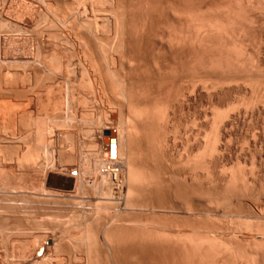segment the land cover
Listing matches in <instances>:
<instances>
[{
	"label": "bare ground",
	"instance_id": "1",
	"mask_svg": "<svg viewBox=\"0 0 264 264\" xmlns=\"http://www.w3.org/2000/svg\"><path fill=\"white\" fill-rule=\"evenodd\" d=\"M243 1L244 2L246 1L245 4L246 3L248 4V5H244V8H245V6H248L247 7L248 9H247V11L244 9L245 11L243 12V15H241V17L239 16L240 17V21H239V19H237L239 17H237V14L234 12V9L231 7L232 5H230L231 0H0V100H1L0 101V128L1 127H3V129L6 128L7 130L5 129V131H7V132H8V130L12 131L14 129L13 133L10 132L9 136H8L9 132L8 133L6 132L7 133V136H6L5 135L6 133L4 132V130H2L6 137H3L2 139H0V264H46V263H49L48 261H50L51 256H53V254L55 253L54 251H55V247L57 244L55 241L56 240V238H55L56 234L49 235L50 237H45L44 240L42 241V243H39V246H36V245L32 246L29 244H28V246H26V245L24 246V244H22L24 247H23V249H21L18 252L19 253V254H17L18 259H16V262H14L13 259H14V256H16L15 250L17 248H13V246H10V244H9L10 242L8 243L6 236H4V230L7 227H10V228L14 227V229H15V227H17V225H15V224H17L20 219L21 220L23 219L22 221H33L34 222V220L36 218L35 213L39 214V212L41 213L42 210L44 211V213L45 212H49V213L51 212L52 213V212H54V209L57 208L54 212V213H56V211L58 210L57 206L64 207V206L68 205V203H69V205H73L72 208H68L69 210H72V212L70 211L71 213H73V215H71V216L74 217V218L72 217L70 221H72V219L73 220L75 219V221H76L74 224L72 223L71 226L74 229L73 231L81 238V240H79V242L81 241L80 242V245H81L80 248L81 249L78 250L79 253L69 252V257L64 259L62 264H184V262L186 264H194L195 262H197L198 264H202L204 261H206L209 258H213V260H214L216 258V256L222 257V258L220 257L222 260V263H223V260H226V259L232 260V261H242L244 258H249L252 261L251 264H260L261 259L263 258V255H264V250H263L264 248L262 247V246H264V243H260L256 240V236L258 233L255 229L251 228L254 223L251 224L252 226L247 225L248 227L253 229V232H255V234H252L250 237L245 239L247 249L245 248L244 253L240 249L238 250L236 243L234 244V243H232L231 240H229V239H231L230 238L231 236H229L228 240H226L227 238L225 237L226 239H224V241L220 240L221 241L220 242L219 240H217L216 237H215L216 239L214 238V235H215L214 233H216V232H214V233L209 232L210 234H208L206 231H203V230H208V229L210 231L213 230V228L211 229V227L209 228L207 226L209 224L208 222L206 225L207 227L205 229H203V230L198 229V231H196V228L194 229V227H192L193 225L191 226V229H189V227L187 226L188 228L186 227L187 229L185 230V228H182V229L181 228L180 229H168V228H166L165 229L167 224H166V226H164L162 228L158 227V226H152L151 224H149L150 220L153 221L154 217H156V218L158 217L156 215L157 213H160L163 211H166L169 214L170 213L176 214V211L178 212V210H184L186 212L187 216L189 214L193 218H197L196 216L201 214L200 213L201 199L202 198L204 199V197H205L206 203L207 204L210 203V200H211L210 197L212 196V194L214 192V187H212V183L217 181L216 174H215L216 173L215 167H216V164L218 162V157H214L212 161L211 160L208 161V164H204L205 165V176L203 174L204 177H201L202 175L200 176V174H199L200 172L198 173L197 162H199L201 160V157H200L201 155L203 157L202 159L204 162V161H206V160H204V157L206 155H208V158H209V156H210V158H212L211 157L212 155H214L218 151L222 150L221 149L222 148L221 143L224 141L222 139L225 138V137H223L225 135L222 131V128L226 126V124H224L225 126L223 125V123H224L223 120L227 121L224 119V118H227V117H225L226 113L228 115L230 111H232L234 108H237L236 105H235V107L232 108L231 106H233V105L231 104V106H230V104H229V108H231V110H229L227 108L228 111L225 110L226 111V112L224 111L225 113H223V111H222L223 116H222V114H220V112H217L216 110L214 111L215 113L217 112V114L213 113L211 118L212 119L214 117L215 118L213 119V121H210V122H212V123H210V125H211V128H213L212 129L213 131L210 130L211 134H207L208 132L206 134H204L206 136L211 135V138H210V136H207L211 139V141H209L207 137L202 138V140L206 139V140H203V141L207 142L206 146H205V144L201 145V142L197 139L198 138L197 135H199V134H197V132L194 130L195 125L193 123H195V122H193V123L189 122L188 125L189 124H193V125H192V127L190 126L191 128H188L189 130L186 132V134H187L186 138L183 137V139L185 138V140L183 141L181 139L184 143L183 144L179 143L181 145L180 147L182 148L183 152L181 151L175 157L176 153H174V151L178 150V148L174 149V148H176L174 146H173L174 148H172V145L170 144L172 142L170 141V139L173 140V138H172L173 136L172 137L170 136L171 138H169L168 133H169V131L170 132L172 131L173 133L176 134V132L178 130L177 129L178 127L175 128L176 126L174 127L173 125H170L171 123H173L172 121L174 120L175 114L177 115L179 113L178 110H180L182 107H184L185 104L188 105L187 103H189V104L191 103V105L194 104L195 101H197V103H198V99H197V97H199L198 93H199V90L202 88V86H199V88L201 87L200 89L198 88V83H200V79H201V76H200L201 65L206 64V65H210L211 67L214 65L215 66L217 65L218 69H221L222 71L224 70L225 72L229 69V67H230V63L228 62L229 55L227 57V54H228V51L230 49L229 48L230 44L228 41H229V39L231 40L233 35H235L234 30L239 29L240 31H243L242 29L244 28V25L247 23L249 24V22H247V21L252 18L251 17V10H253L252 9L253 7H251V6L260 4L258 2L259 0H256L255 3L252 0H243ZM98 2H100V3L103 2V4L106 5L107 9L101 10V8H104L105 6L103 4H100V3L98 4ZM234 3H235V1H234ZM216 4H218L219 6L218 5L216 6ZM220 4H222V5H220ZM236 4H237V1H236ZM238 5H239V2H238ZM98 6H100V7L103 6V7H101L98 10L97 9V8H99ZM214 6L219 7V8H220V6H222L223 9L222 8L216 9L218 11L222 9V11H220V12L217 11L218 14H215L214 13L215 11L213 12L214 14L208 12V10L212 11ZM241 6H243V5H241ZM61 7H63V8H61ZM238 7H240V6H238ZM238 7H237V9H238ZM61 9H64V10H61ZM214 9H215V7H214ZM240 9L241 8H239V10ZM60 10L63 12H65V10H66V13H62ZM239 10H237V11H239ZM67 14H69V15H67ZM66 15L69 16V18H67ZM33 20H35L36 23L34 25H37L38 30H36L37 32L36 31L34 32L33 28H31L29 30H31L32 33L30 32V34H27L26 30L28 28H26V29H24V28L28 24H30V22H32ZM31 25H32V23H31ZM235 26L237 29L235 28ZM29 28H30V26H29ZM103 35H105V36L102 39ZM239 35H241V34H239ZM235 36H234V38H235ZM243 36H244V34H243ZM238 37H236V39H234V38L233 39L234 40L240 39ZM244 38H245V36H244ZM215 39H217V41ZM65 44H67V45L69 44V48H68L69 50L66 49L67 50V56L65 55L66 52L64 53L65 50L63 49V46ZM238 46H237V48H238ZM231 47H232V45H231ZM234 47H236V46H234ZM240 47H242V45H240ZM231 49L235 50L236 48L235 49L231 48ZM60 50L61 51L63 50V51L61 52ZM244 51H246V50H244ZM60 52L63 56H66V57H68V55H70V53H71V56H69L70 59H68L69 58L68 57L66 60H64L65 62L67 60H71V57H72V61H74L73 59L76 57V60H77L76 62L78 63V65L81 64V66L85 65L86 62H89L90 65H91V63H95L94 62L95 58H92V57L94 56V54L96 55L97 52H99V53L101 52V55H102L101 58L102 59L108 58L111 62V64L109 63L110 65L117 63V64H120L119 66H121L122 63L124 62L125 65L128 64V66L130 67V66H132L130 63H134V64L136 63L137 64V65L135 64L136 66H138L139 62L140 63L142 62V64H143V62L147 63V66H148L147 71H149V72H147L144 67L143 68H144L145 72L140 71V73H139V71L138 70L137 71L139 73V76L143 72L142 75L146 76L145 80L149 81L148 83H150V86L147 87V85H146L145 89H147V90H143L145 86L142 88V86L140 85L141 83L140 84L138 83L141 86V87H139V89L143 90V93H144V94H142L140 90H139L140 92H138V89L136 90L137 92H134V94H136V93L140 94L141 93L140 95H144L142 97V96H139L137 94V97L138 96L142 97L140 99L138 98V101L134 100L137 97H135L133 99V97L135 96L133 93H132L133 97L131 98V96H132L131 92H133V90H135L137 88L136 87L137 85L134 86L135 89L133 87H131V89L129 88L130 90H132V88H133V90L130 92L131 96H129L127 94V92L130 90H128L127 87H126L127 89L123 90V87L118 84L119 88H116L117 87L116 82L113 81L114 82L113 84L116 85V87H115V89H117L116 91H118V89L120 90V88H121V91H122V94L124 97L123 99H125V101H126L125 111H126L127 117H126V122L124 124V129H125L124 131L127 132L126 138H128V141H127V139H125V140L128 143L126 142L127 145L125 143V146H126L125 150H122L123 147L121 148V145H122L121 140L122 139H121L120 135H122V134L119 133V132L123 133L122 132L123 130L120 131L115 126H113L115 124L112 125L110 123H106V121L108 119H110L111 116H114L112 114H109V116L110 115L111 116L108 119H107V117L104 116V119H107L106 121H104V119H103L102 123H104V125L101 124L102 119H100V121L98 122L100 124L97 123L98 124V128H97L98 132L96 131L98 133V134L96 133L97 138L95 139V136H94V139H90L92 142H91V144L89 143L87 146L78 145V144L77 145H69V144L67 145L64 143L59 144L58 141H57V143L54 144L53 143L54 141H53L52 143L54 145L52 144L51 146H49L47 148L45 146L44 148H46V149H44V151H41V149L39 148V145H36V144L31 145L35 141L34 140L35 138L33 139L32 142H30L31 144H28V141H30L29 136L33 135L34 132H33V134L28 135L29 139H28L27 143L23 142L24 139L26 141V139H27L26 136H25V138L23 137L24 139L22 138V136L25 135V133L27 135V132H29L30 130L29 131L27 130V132L26 131L24 132V130H23L24 134L22 133V131H21V134L16 133L19 136L18 138L16 137V134L14 132L16 131L17 126L20 128L19 125L23 124L24 120L26 121L25 123H27L26 119L27 118L29 119L31 117L30 114H32L33 111L36 110V112H37V114H34L35 117H36V115L40 116L38 114L40 112L37 111V108L39 107L38 109H40V111H41V108L43 106L41 105L42 107H40L39 103H42V101H40L38 104H37V102L39 100L44 99V98L47 99L46 97H48L47 101H49V99L52 98L49 96L50 95L49 93L53 92L51 90L53 89L54 86H56L57 88L60 86L64 88V86H63L64 84L63 83L60 84L61 79L57 81V83L60 81L58 83V85L60 84V86H57V83L55 82V80H57L58 78H61V74L65 73V72L62 73L61 69H63V70L65 69L66 71L68 70L67 69L68 67L66 68V66H65L66 64L63 63L64 58L59 56ZM239 52H240V50H239ZM99 53H98V55H99ZM229 53H232V52H229ZM101 55H99V56H101ZM240 55H241V53H240ZM73 56H75V57L73 58ZM232 56H235V55H231V57ZM242 56H243V54H242ZM96 57H97V55H96ZM168 57H172L171 58L172 63H170L169 61L167 62L168 59L170 60V58H168ZM233 59H235V58L233 57ZM105 60L106 59H104V61ZM229 61H231V59H229ZM236 61H238V60H236ZM254 62L255 61L253 60V63ZM105 64H107V63H105ZM78 65H77V67H78ZM92 65H94V64H92ZM168 65L171 69L170 71H172L170 73H173V75L171 76L172 78L169 76L170 78L165 77L168 80L165 78H164V80H166V82L168 83V84L166 83L167 85H169V79H171L170 80L171 82L174 80L175 88H172L174 86L172 84H174V83L171 84L172 87L169 85L171 88H169L168 86L167 87L163 86V88L165 89V92L162 94L161 91H163V90H162V87H160V85L163 84V83L161 84V82H163L162 79L164 77V74L167 73L166 69H167ZM233 65H234V63H233ZM67 66L71 67L72 65H69V63H68ZM140 66H143V65L140 64ZM241 66H242V64H241ZM129 67H127V68L130 69ZM83 68H85V67H83ZM111 68H112V66H111ZM135 68L133 66V69H135ZM207 68H208V66H207ZM212 68H215V67H212ZM16 69L21 70L20 72H22L21 73L22 76H25L26 82H24L25 79H20L21 75H19L20 74L19 72H18L19 74L16 72L17 71ZM72 69H70V70H72ZM92 69H95V67H93ZM100 69H96V70L97 71L99 70L100 72H102L103 68H102V70H100ZM119 69H120V67H119ZM137 69H140V67ZM12 70H14V71H12ZM81 70H82V68H81ZM131 70H132V68H131ZM106 71L108 73V70H106ZM113 71L115 72V68ZM126 71H128V73H129V70H126ZM126 71H124V72H126ZM137 71H134V73L136 72V74H138ZM163 71H164V73H163ZM71 72L72 71L68 70V73H65L66 77ZM83 72L84 73H82V74H86L85 69ZM92 72H93V70H92ZM110 72H111V70H110ZM208 72H210V71L208 70ZM72 73H71V75H72ZM107 73H105L106 76H108ZM126 73H125V75H126ZM128 73H127V75H128ZM134 73H132V74L136 76V74H134ZM226 73L219 75V77H223V79H225L227 77ZM74 74H75V72H74ZM82 74H81V76H83ZM96 74H97V72H96ZM98 74L100 75V73H98ZM108 74L111 75L110 73H108ZM113 74H112V76H113ZM132 74L130 76H133ZM64 75H63V77H65ZM99 75H98V78L100 77ZM119 76H120V74H119ZM66 77H65V79L68 78V77L67 78ZM120 77L122 78V76H120ZM125 77H127V76H125ZM136 77H138V76H136ZM206 77H207V75H206ZM22 78H24V77H22ZM79 78H80V75H79ZM107 78L109 79V81L112 82L113 79H110L111 76L107 77ZM229 78H231V77H229ZM104 79H106V78H104ZM104 79H103V81H104ZM125 79H126V84L125 85L122 84L123 86H126V85L129 86V85H131V83H133V81L130 80V84L129 83L127 84V78H125ZM139 79H140V77H139ZM141 79H142V77H141ZM182 79H186V80L188 79V80L183 81ZM207 79H208V77H207ZM68 80H69V78H68ZM97 80L100 81V78ZM128 80H129V78H128ZM202 80L203 79H201V82H202ZM216 80H214V81L216 82ZM63 81H64V79H63ZM152 81L155 82V85H154V83H152ZM218 81H219V79H218ZM53 82H55V84ZM73 82H74V80H73ZM92 82H93V80H92ZM118 82L121 83L119 80H118ZM143 82H144V80H143ZM209 82H211V81H209ZM25 83H27V84H25ZM122 83H124V82L122 81ZM145 83H144V85H145ZM88 84H89V82H88ZM94 84H92V85L95 86L96 84L95 85ZM211 84H213V83H211ZM211 84H210V86H211ZM218 84H219V82H218ZM223 84H221V85H223ZM89 85H91V83ZM107 85H110V84L107 83ZM133 85H135V84H133ZM164 85H165V83H164ZM200 85H202V83H200ZM233 85H235V84H233ZM250 85H252V84H250ZM224 86H226V85L224 84ZM38 88L39 89L42 88V90L44 89L45 91L47 90V94H49V95H46L45 91H43V93L39 92ZM66 88H64L67 91V92H65L66 95H64V91H63V89H61L63 91V93H62L63 97H60V96L59 97H60V99L63 98V102L64 103L66 102V104H67V103H69V101H68V99H69V97H68L69 96L68 85H66ZM92 88H94V87H92ZM211 88H212V86H211ZM252 88H254V87H252ZM72 89H73V87H72ZM101 89H103V88H101ZM250 89H251V87H250ZM92 90H94V89H92ZM92 90L90 91V94L97 95V93L95 94V91H97V90H94V91H92ZM107 90H108V88H107ZM209 90H206V91H209ZM213 90H216V88ZM213 90L211 92H214ZM83 91H85V90H83ZM103 91H104V89H103ZM112 91H113V89H112ZM206 91H205V94L208 93V92L206 93ZM227 91H228V89H227ZM263 91L264 90L262 89V92ZM38 92L40 93V95L42 94L41 96H43V94H45L44 95L45 97L43 96L44 98L42 97L41 99H39L40 95ZM55 92H56V90H55ZM58 92H60V91H58ZM224 92H225V90H224ZM256 92H258V91H256ZM72 93H73V91H72ZM106 93H107V91H106ZM243 93H244V91H243ZM54 94H52V95L54 96ZM58 94H60V93H58ZM82 94H83V92H82ZM56 95H57V93H56ZM92 95H90V96H92ZM107 95H108V93L105 94V97L107 98L109 96L108 98H110V95H108V96ZM120 95L121 94L116 95V97H119ZM79 96H81V95H79ZM79 96H77L79 98L78 100H80ZM120 97H119V100H120ZM209 97H211V96L209 95ZM70 99H74V98L72 97ZM75 99H77L76 96H75ZM83 99H81V101H77V103L78 102L83 103L82 106L84 104L87 105L86 103H84V101H86V100H83ZM257 99H258V97H257ZM53 100H54V98H53ZM82 100H83V102H82ZM133 100L135 102L137 101L136 102L137 105L134 104L135 102ZM216 100L218 101V99H216ZM231 100H229V101H231ZM259 100H258V103H259ZM43 101H45V100H43ZM61 101L59 100V103H61ZM108 101H109V99H108ZM115 101L118 102L117 99ZM132 101L134 103H131ZM225 101H226V99H225ZM232 101H234V100H232ZM56 102H58L57 99H56ZM72 102H73V100L71 101V103ZM89 102H90V100H89ZM96 102H97V98H96ZM99 102H101V101H99ZM235 102H236V100H235ZM239 102H240V100H239ZM252 102L254 103L253 100H252ZM64 103H63V105L65 106ZM71 103L69 105L67 104V106H70ZM74 103H75V101H74ZM94 103H95V101H94ZM98 103L96 105H98ZM243 103H244V101H243ZM34 104L35 105L37 104L39 106H37V105L35 106ZM49 104L50 103L45 104L46 105L45 106L43 103L44 108L45 107L47 108V105H49ZM55 104L52 103V105H54V106H55ZM91 104L93 106V103H91ZM121 104H123V103H121ZM124 104H125V102H124ZM88 105H90V104H88ZM211 105H212V102H211ZM251 105L253 106L254 104L251 103ZM251 105H249V106H251ZM72 106L74 107V104ZM72 106H70V107H72ZM75 106H76V103H75ZM92 106H91V108H92ZM117 106H118V104H117ZM119 106H120V104H119ZM239 106H240V104H239ZM241 106H242V104H241ZM243 106L245 107V105H243ZM48 107H50V106H48ZM56 107H57V104H56ZM56 107H54V108L57 110L58 108H56ZM61 107H62V104L59 108H61ZM80 107H81V105H80ZM114 107H115V105H114ZM246 107L248 108V106H246ZM102 108H104V107L102 106ZM209 108H211V107H209ZM239 108H241V107H238L237 110ZM247 108H246V110H248ZM67 109L70 110L71 108H67ZM85 109H86V106H85ZM88 109H89V106H88ZM122 109H120V111ZM72 110H74V109H72ZM72 110H70V111L74 112ZM90 110H93V109H90ZM103 110L104 109H102L99 113L100 118H101L100 115L103 114V112H104ZM213 110H212V112H213ZM59 111H60V109H59ZM177 111H178V113H176ZM233 111H232L233 116H235L234 115L235 113ZM49 112H51V110ZM43 113H44V111H43ZM61 113H62V111H61ZM82 113H84V112H82ZM194 113H196V112H194ZM179 114L181 117V112ZM219 114L223 117V119H221L222 121H220V118H222V117ZM224 114H225V116H224ZM237 114H238V112H237ZM258 114H259V112H258ZM71 115H75V114H70V116ZM83 115L81 116L82 118H83ZM85 115H86V113H85ZM85 115H84V117H86ZM118 115H121V114H118ZM192 115H191V117H192L191 121H193ZM118 117H120V116H118ZM180 117H178V118H180ZM183 117H185V116H183ZM189 117H190V115H189ZM242 117H244V116H242ZM36 118H38V117H36ZM42 118L43 117H41L40 119H42ZM45 118H46V116H45ZM102 118H103V116H102ZM122 118L123 117H121V119ZM40 119H39V121H36L33 118V120H35L34 124H35V122H40ZM73 119H74V116H73ZM73 119H70V121L72 122ZM121 119H119V121ZM185 119H187V118H185ZM253 119H254V117H253ZM30 120H32V119H30ZM30 120H28V123L30 122ZM65 120H67V119H65ZM195 120H198V119H195ZM216 120H219L218 124H220V125H217V123H216L215 126L217 125V127L214 128L213 124H214V122H216ZM67 121H69V120H67ZM177 121L179 122L178 124L181 123L179 121V119ZM202 121H204V120H202ZM228 121H229V119H228ZM47 122L49 123V121H47ZM51 122H53V121H51ZM57 122H58V120H57ZM238 122H240V121H238ZM31 123L33 124V121ZM45 123H46V121H45ZM82 123H84V122H82ZM119 123H117V124H119ZM232 124H233V122H232ZM57 125H59V123ZM186 125H187V123H186ZM210 125H209V127H210ZM23 126H26V125H23ZM38 126H40V124H38ZM38 126H37V129L35 128L36 130H38ZM69 126H70V124H69ZM82 126H84V125H82ZM82 126H80V127H82ZM182 126H185V123H184V125L180 124L179 127H181L180 129H184V130L187 129L185 127L182 128ZM28 127H30V126H28ZM117 127H119V125ZM31 128H33V127H31ZM121 128H123L122 125H121ZM20 129H23V127ZM36 130H35V133L37 134ZM88 131H90V130H88ZM0 132H1V130H0ZM60 133H61V130H60ZM84 133H86V131ZM84 133H82V134H84ZM19 134L22 136L20 137ZM43 134H41V135H43ZM179 134H180V132H179ZM182 134L183 133H181L180 138H182ZM169 135H171V133H169ZM177 135H178V132H177ZM204 135H203V137H204ZM51 136H53V135L51 134ZM86 136H87V134H86ZM66 138H67V136H66ZM200 138L201 137H199V139ZM16 139L18 141H16ZM96 140L101 141V144L103 145V149L105 152H107V154L103 153L102 147L99 146L100 145L99 143H98V147H96L97 143H93ZM111 140H113L114 143H111L110 142ZM175 140H177V139H174V142H175ZM221 140H222V142H221ZM63 141L64 140H62L61 142H63ZM65 141H68V140L66 139ZM83 141L85 142V140H83ZM198 141L200 143H198ZM177 142L178 141H176L175 143L177 144ZM179 142H180V140H179ZM203 143H205V142H203ZM44 145H46V144H44ZM203 145H204V147H203ZM200 147H202V149ZM199 149L202 150V151H200L201 152L200 154L198 153ZM226 149H228V148H226ZM227 152H228V150H227ZM218 154H216V156ZM198 158H200L199 161H197ZM205 158L208 159L207 157H205ZM251 162H253V161H251ZM56 164H63L64 166L63 165L60 166L61 169H59L58 167H56ZM69 165L73 166V168H75L74 171L70 169L73 174L71 173V171L66 170L67 168H64V167H68ZM238 165H239V163H238ZM55 167L58 169L56 170ZM174 167H178V170H177L175 175L173 173ZM76 168L77 169L80 168L81 169L80 172L83 170L82 174L81 175L79 174L80 176H75L76 174H74V172H75V170H77ZM199 168H200V166H199ZM232 169L234 170V168H232ZM250 170H251V168H250ZM223 171H224V173H226L225 171H227V170L223 169ZM236 171L238 173V170H236ZM77 172H78V170H77ZM230 172L232 173V171H230ZM242 174H240V175L242 176ZM222 175H224V174H222ZM164 176H167V179ZM233 179H235V178H233L232 176H229L228 179H222L220 181L221 185L223 184L222 186L224 188L223 189L224 192L229 193V191L232 188L239 190L238 187L235 188L234 183L236 181H234ZM239 179L241 180V178H239ZM245 179H244V181H245ZM210 186H211V188H210ZM245 187H247V186H245ZM245 187L243 184L240 187V189H242V191H243V189L246 190ZM221 189H222V187H221ZM17 191L19 192V194ZM227 194H224V195H227ZM16 196L20 197V199L24 203L32 204V205L34 204L37 206H35L34 208H31V207H28L25 205H24L25 207H21L18 204L20 207H18V206L16 207V203L19 202L18 197H16ZM205 201H204V203H205ZM224 202L226 203L225 200H224ZM106 203H108L109 205L111 204V206H112V212H111V214L109 213L110 215H107V216H105L101 212L102 209H99V208H101L100 206L105 205ZM217 204H219V203L217 202ZM32 205H29V206H32ZM91 205H94V208H91ZM105 206H103V208H105ZM230 206H233V205H230ZM242 206H243V204H242ZM54 207H56V208H54ZM60 207H59V210L61 211L62 209H60ZM64 208H66V207H64ZM109 208H110V206H109ZM68 209L63 210L64 213H66ZM106 209L107 208H105V211H106ZM108 210L109 209H107V211ZM37 211H39V212H37ZM60 211H58V212L60 213ZM256 211H257V209H256ZM58 212H57V214H58ZM166 212H165V214H166ZM61 213H63V212L61 211ZM181 213H182V211H181ZM160 214H162V213H160ZM183 214H185V213H183ZM67 217H66V219H69V217L68 218ZM39 219H40V217H39ZM47 219L57 221L58 217L54 215V216H51L50 218L47 217ZM181 219H183V218H181ZM221 219H222V217H221ZM243 220L241 219V221H243ZM251 220H250V222H251ZM263 220H261V221H263ZM160 221H164V220H160ZM205 221H206V219H205ZM193 222H195V224L198 223V221L197 222L193 221ZM247 222L248 221H246V223ZM259 222H260V220H259ZM59 223H61V221H59ZM168 223H170V222H168ZM33 224H36V223H33ZM52 224H51V226H53ZM256 224H257V222H256ZM26 225H27V223L24 226H26ZM65 225H67V222ZM240 225H241V223H240ZM58 226H60V225H58ZM243 226L245 228H247L246 225H243ZM27 227H29V226L27 225ZM47 227L48 226H45V228H47ZM55 227H57V226H55ZM62 227H64V225ZM62 227H61V229H62ZM212 227H214V226H212ZM49 228H51V227H49ZM200 228H201V226H200ZM214 228L216 229V226ZM256 228H257V226H256ZM215 229H214V231H215ZM227 229L229 230V228H227ZM248 229L249 228H247V230ZM65 230L69 231V229H65ZM247 230H246V232H247ZM30 231H29V233H31ZM54 231H55V229H54ZM216 231H219V228L216 229ZM56 232H57V229H56ZM249 232L252 233L251 230H248V234H251ZM66 233H68V232H66ZM261 233L259 235H261V238L264 239V237L262 236L263 233L262 234ZM44 234H45V232H44ZM49 234H51V233H49ZM60 234H61V232H60ZM60 234H58V235H60ZM10 235H12V234H10ZM17 235H20V234H17ZM27 235H28V233H27ZM75 235L73 237H77ZM244 235H246V234H244ZM21 236H23V235H21ZM24 236L26 237V235H24ZM39 236H42V235H39ZM31 237H33V235ZM14 238L15 237H13L12 240ZM60 238H61V236H60ZM63 238H62V240H63ZM19 239L20 238H18V240ZM32 240H33V238H32ZM32 240L30 239L28 241H32ZM241 240H243V239H241ZM15 241L16 240H14V242ZM74 241H77L76 238ZM234 241H235V238H234ZM241 242L244 243V240L240 241V239H239L238 240V243H239L238 246H240ZM15 245H17V244H15ZM71 249H72V247H71ZM60 259H61V257H60ZM208 262H207V264H208ZM211 262H214V261L211 260ZM246 263H247V261H246Z\"/></svg>",
	"mask_w": 264,
	"mask_h": 264
},
{
	"label": "rangeland",
	"instance_id": "2",
	"mask_svg": "<svg viewBox=\"0 0 264 264\" xmlns=\"http://www.w3.org/2000/svg\"><path fill=\"white\" fill-rule=\"evenodd\" d=\"M234 1H235V3H234ZM236 1H237V4H236ZM252 1H254V3L256 2V0H252ZM238 2H239V5H238ZM246 2V1H245ZM245 2L242 0H231V4L230 5H232L231 7L234 9V12L237 14V17H241V15H243V12L246 10L247 11V7L248 6H245V8H244V5H248L247 3L245 4ZM260 4L259 5H254V6H251V7H253L252 9L253 10H251V19L250 20H248L247 22H249V24L247 23V24H245L244 25V28L242 29L243 31H240L239 29H237L236 28V26H235V28L237 29V30H234V33H235V35H233V37L231 38V40L229 39V44H230V49L231 48H236L235 50H233V49H229V51H228V54H227V57H228V55H229V57H228V62L230 63V67H229V69L225 72L224 70L222 71L221 69H218V66L216 65H214V66H212V67H215V68H212L210 65H206V64H202L201 65V71H200V76H201V79H203L202 80V82H201V79H200V83H202V85H200V83H198V88H199V86H202V88L199 90V93H198V95H199V97H197V99H198V103H197V101H195V105L194 104H192L191 105V103L189 104V103H187L188 105H184V107H182L180 110H178L179 111V113L181 112V117H180V114L178 113V111L176 112V113H178L177 115L175 114V117H174V120L172 121L173 123H171L170 125H173L175 128H177L178 130H177V132H178V135H177V132H176V134L175 133H173L172 131L170 132L169 131V133H171V135H169V133H168V136H169V138H171L172 136V138H173V140L172 139H170V141L173 143L174 142V139H177V140H175V142L176 141H178L177 142V144L174 142L173 144L172 143H170L171 145H172V148H174V147H176V148H174V149H177L178 148V150H175L174 151V153H176L175 154V157L177 156V154L178 153H180L181 151H182V148L180 147L181 145L179 144V143H181V144H183L184 142V140H185V138H186V132L189 130L188 128H191L192 127V125L194 124L195 125V127H194V130L197 132V134H199V135H197L198 136V140L201 142V145L202 144H205V146H206V144H207V142L206 141H203V140H206V139H203L202 140V138H206L207 136H210V138H211V135H204V134H206L207 132V134H211L210 133V130H212L213 128H211V125H210V123H212V122H210V121H213V119L215 118H211L212 117V114L213 113H215L214 111L216 110L217 112H220V114H222V116H223V113H225L226 111L225 110H227L228 111V109L229 110H231V108H229V104H230V106H231V104L233 105V106H231L232 108L233 107H235V105H236V107L238 108V107H241V108H239L238 110H237V108H234L232 111L235 113L234 115L235 116H233V113H232V111H230L229 112V116L227 115V113H226V116H225V114H224V116L225 117H227L228 119H229V121H228V119L227 118H224L225 120H227V121H224L223 120V125L224 124H226V126L225 127H223L222 128V131H223V133H224V135L225 136H223V137H225L224 139H222V140H224L223 142H222V140H221V146H222V150H220V151H218L216 154H218L217 156H216V154H214V155H212L211 157L212 158H210V156H209V158H208V155H206L205 157H207L208 159H206L205 157H204V160H206V161H204L203 162V157H202V155L200 156L201 157V160H200V158H198V160L197 161H199V162H197V166H198V173L200 174V176L201 177H204L205 176V165L204 164H208V161L209 160H213V158L214 157H218V162H217V164H216V167H215V174H216V179H217V181L216 182H214V183H212V187H214V192H213V194H212V196L210 197L211 198V200H210V203H206V198L204 197V199L202 198L201 199V205H200V213L201 214H199L198 216H196L197 218H193L192 216H190L189 214H188V216H187V214H186V212L184 211V210H178V212L176 211V214L175 213H167L166 211H163V212H160V213H162V214H160V213H157L156 215L158 216L157 218L156 217H154L153 218V221L152 220H150L149 221V224H151L152 226H158V227H164V226H166V224H167V226L165 227V229L166 228H168V229H182V228H185V230L189 227V229H191V226L192 227H194V229L196 228V231H198V229L200 230H203V229H205L207 226L210 228L211 227V229L213 228V230L212 231H210L209 229L208 230H203V231H206L208 234H210V233H214V232H216V233H214L215 235H214V238L216 237L217 238V240H223L224 241V239H226V240H228V238H229V236H231L230 238L231 239H229V240H231L232 241V243H236L237 244V248H238V250L240 249L241 251H243V253H244V250H245V248L247 249V247H246V240L245 239H247L248 237H250L252 234H255V232H253V229H255L256 231H257V236H256V240L258 241V242H260V243H264V239L263 238H261V235H259L261 232L263 233V237H264V91L262 92V89L264 90V1L263 0H259L258 1ZM100 2H98V4H99ZM234 3V4H233ZM241 3V4H240ZM100 4H103V2L102 3H100ZM236 4V5H235ZM104 5V4H103ZM218 4H216V6H217ZM220 5H222V4H220ZM240 6V7H238V6ZM241 5H243V6H241ZM105 7L104 8H101V7H103V6H98L99 8H97L98 10L101 8V10L103 9V10H105V9H107L106 8V5H104ZM216 6H214L215 7V9H214V7H213V9H212V11L211 10H208V12H210V13H213L214 11V13L215 14H218V12H220V11H222V6H220V8H222L221 10H216V9H218L219 7H216ZM219 6V5H218ZM259 6V7H258ZM65 7V6H64ZM97 7V6H96ZM237 7H238V9H237ZM255 7V8H254ZM61 8H63V7H61ZM219 8V9H220ZM239 8H241L240 10H239ZM250 8V7H249ZM239 10V11H237V10ZM245 9V10H244ZM257 11H256V10ZM61 10H64V9H61ZM60 10V11H61ZM261 10V11H260ZM19 11V10H18ZM218 11V12H217ZM237 11V12H236ZM241 11V12H240ZM253 11V12H252ZM260 11V12H259ZM62 13H66V10H65V12H63V11H61ZM239 12V13H238ZM213 13V14H214ZM239 14V15H238ZM67 15H69V14H67ZM66 15V16H67ZM65 16V17H66ZM240 17L239 18H237V19H239V21H240ZM67 18H69V16H67ZM251 22V23H250ZM31 23H32V25H31ZM36 22H35V20H33L32 22H30V24H28L24 29H26V28H28L26 31V33L27 34H30V32L32 33V31L31 30H29V29H31V28H33V31L35 32L36 30H38L37 28V25H34ZM248 25V26H247ZM262 25V26H261ZM29 26H30V28H29ZM253 26V27H252ZM255 26V27H254ZM5 31V30H4ZM29 32V33H28ZM37 32V31H36ZM233 33V34H234ZM239 34H241V35H239ZM243 34H244V36H245V38H244V36H243ZM263 34V35H262ZM104 36L105 35H103L102 36V39L104 38ZM234 36H235V38H234ZM239 36V37H238ZM236 37H238V38H240V39H238V40H234V39H236ZM251 37V38H250ZM234 38V39H233ZM216 41H217V39H215ZM241 40V41H240ZM261 40V41H260ZM233 42V43H232ZM260 42V43H259ZM240 43V44H239ZM252 43V44H251ZM247 44V45H246ZM231 45H232V47H231ZM239 45V46H238ZM240 45H242V47H240ZM249 45V46H248ZM252 45V46H251ZM234 46H236V47H234ZM237 46H238V48H237ZM244 47V48H243ZM262 47V48H261ZM62 48V47H61ZM69 48V44L67 45V44H65L64 46H63V49L65 50L64 51V53H65V55L67 56V50H69L68 49ZM240 48V49H239ZM246 48V49H245ZM67 49V50H66ZM233 50V51H232ZM239 50H240V52H239ZM244 50H246V51H244ZM61 51V50H60ZM63 51V50H62ZM61 51V52H62ZM236 51V52H235ZM258 51V52H257ZM61 52H60V55L59 56H61L62 58H64L63 59V61L64 60H66L69 56H71V53H70V55H68V57H66V56H63L62 54H61ZM229 52H232V53H229ZM262 52V53H261ZM63 53V54H64ZM98 53L99 52H97V57H96V55L94 54V56L92 57V58H95V60H94V62L96 63H91V65L92 64H94V65H92L93 67H95V69H92L93 67L90 65V63L89 62H86L85 63V65H83V66H81V64L80 65H78V63L76 62L77 60H76V57L75 56H73V60L74 61H72V57H71V60H67L66 62L64 61L63 63L64 64H66L65 66H66V68L69 70V71H72L71 73H72V75H71V73L70 74H68L67 75V77L69 78V80H68V78L66 77V74L65 73H68V70L66 71L65 69V71L63 70V69H61V72L62 73H64V74H61V78H58L57 80H55V82L57 83V81L58 80H60L61 81V83L60 84H64L63 86H64V88H66V85H68V87H69V99H68V101H69V103H67L68 105L71 103V101L73 100V102L71 103V105L70 106H72L73 104H74V107L72 108V107H70V106H67V104H66V102L64 103L63 102V98H61L60 99V97H63L62 95V93H63V91H64V95H66L65 94V92H67L66 91V89H64L63 87H61L60 86V84L58 85V83L60 82H58L57 83V86H60V87H56V86H52L53 87V89L51 90V91H53V92H51V93H49V94H47V90L45 91L44 89L42 90V88L41 89H39L38 88V90H39V92H41V93H43V91H45L46 93V95H49L50 97H52V98H50L49 99V101H47V99H48V97H46L47 99H45L44 97V95L45 94H43V96H41L40 95V93H39V95H40V97H39V99H41L42 97L44 98V99H42V100H39L38 102H37V104L40 102V101H42V103H39L40 104V107H42L41 108V111H40V109H38L37 108V111H39L40 113H38L40 116H38V115H36V117H38L39 119L41 118V117H43L42 119H40V122H35V124H34V121L36 120V121H39V119L38 118H36L35 117V115L34 114H37V112H36V108L34 109L35 111H33L32 112V114H30L31 115V117L28 119H26L27 120V123H28V120H30V119H32V120H30V122L27 124V123H25L26 121L24 120L23 121V124H21V125H19L20 126V128H22L23 127V129H20L18 126H17V129H16V131L14 132L15 134L16 133H20L21 134V131H22V133H23V130H24V132L26 131L27 132V130L29 131V132H27V135H26V133H25V135H20V137L22 136V138L24 137L25 138V136H26V141H25V139L23 140V142H26L27 143V141H28V135H31V134H33V132H34V136L33 135H31V136H29L30 137V141H28V144H31L30 142H32L33 141V139L35 140L31 145H39V148L41 149V151H44V149H46L47 147H49V146H51L53 143L55 144V143H57V141H58V143L59 144H61V143H64V144H69V145H84V146H87L89 143L91 144V140L90 139H94V136H95V139L97 138V135H96V133L98 132L97 131V128H98V124H100V123H98L99 121H100V119H102V121H101V124H103L104 125V123H102L103 122V119H104V116L105 117H107V119L111 116H109V114H112V115H114V116H111L110 117V119H104V121H106V123H110V124H115V125H113V126H115L117 129H119L120 131H122L123 133H121V132H119L120 134H122V135H120V137H121V148H122V150H125V143L128 141V138H126V133L127 132H125L124 130V124H125V122H126V111H125V106H126V101H125V99H123L124 97H123V94H122V91H121V88H120V90L118 89V91L120 92H118V91H116L117 89H115V87H116V85H117V87L116 88H119V86H118V84L120 85V86H122L123 87V90H125V89H127L128 88V90H130L131 89V87H133L134 89H135V87L134 86H136L137 88L135 89V90H133V88H132V90H133V92H131L132 90H130V91H128L127 92V94L129 95V96H131V98L133 97V94H134V92H137L136 90L138 89V92H140L141 91V93L142 94H144L143 93V90H147V89H145L146 88V85H147V87L148 86H150V83H148L149 81L148 80H145V75H142L143 74V72H145V70H144V68L146 69V71H147V69H148V66H147V63H145V62H143V64H142V62L140 63L139 62V64H138V66H136L134 63H130L132 66H128V64H124V62L122 63V65L121 66H119L120 64H113V65H110L111 64V62H110V60L108 59V58H104V59H106L105 61H104V59H102L101 57H102V55H101V52L99 53V55H101V56H99L98 55ZM240 53H241V55H240ZM59 54V53H58ZM69 54V53H68ZM242 54H243V56H242ZM248 54V55H247ZM231 55H235V56H232L231 57ZM257 55V56H256ZM259 55V56H258ZM104 56V55H103ZM247 56V57H246ZM66 57V58H65ZM233 57L235 58V59H233ZM243 57V58H242ZM250 59H249V58ZM263 57V58H262ZM168 58H170V60H171V58L172 57H168ZM68 59H70V57L68 58ZM102 62H100L99 60ZM229 59H231V61H229ZM233 59V60H232ZM244 61H243V60ZM250 61H249V60ZM258 59V60H257ZM169 59L167 60V62L169 61L170 63H172V60L170 61ZM236 60H238V61H236ZM253 60L255 61L254 63H253ZM72 61V62H71ZM261 61V62H260ZM71 62V63H70ZM74 62V63H73ZM77 64H76V63ZM98 62V63H97ZM246 62V63H245ZM251 62V63H250ZM258 62V63H257ZM69 63V65H72L71 67L70 66H67V64ZM105 63H107V64H105ZM110 63V64H109ZM169 63V64H170ZM233 63H234V65H233ZM236 63V64H235ZM240 63V64H239ZM245 63V64H244ZM248 63V64H247ZM75 64V65H74ZM99 64V65H98ZM109 64V65H108ZM134 64V65H133ZM140 64L141 65H143V66H140ZM241 64H242V66H241ZM257 64V65H256ZM77 65H78V67H77ZM87 65V66H86ZM104 67H103V66ZM106 65V66H105ZM124 65V66H123ZM244 65V66H243ZM64 66V67H65ZM81 66V67H80ZM111 66H112V68H111ZM133 66H134V68L135 69H133ZM203 66V67H202ZM207 66H208V68H207ZM233 66V67H232ZM256 68H255V67ZM80 67V68H79ZM83 67H85V68H83ZM97 67V68H96ZM101 69H100V68ZM106 67V68H105ZM115 68V72L113 71L114 70V68ZM119 67H120V69H119ZM127 67H129L130 69H128ZM140 67V69H137V68H139ZM144 67V68H143ZM247 67V68H246ZM260 67V68H259ZM63 68V67H62ZM74 70H73V69ZM81 68H82V70H81ZM102 68H103V70H102ZM105 68V69H104ZM111 68V69H110ZM131 68H132V70H131ZM235 68V69H234ZM70 69H72V70H70ZM79 69V70H78ZM84 69L86 70V74H82V73H84L83 71H84ZM93 70V72H92V70ZM96 69H100V70H102V72H100L99 70L97 71ZM113 69V70H112ZM122 69V70H121ZM239 69V70H238ZM253 69V70H252ZM17 70V71H16ZM15 71L19 74V75H21V77H20V79H25V81L24 82H26V78H25V76H22V72H20L21 70L20 69H16ZM96 70V71H95ZM106 70H108V73H110L111 75H109L108 73H107V71ZM110 70H111V72H110ZM126 70H129V73H128V71H126ZM131 70V71H130ZM139 71V73H140V71H143L142 72V74H140V76H139V73H138V71ZM171 69H170V67H169V65H168V67H167V69H166V71H167V73L166 74H164V77H163V82H161V84L162 85H160V87H162V90L163 91H161L162 92V94L165 92V89L163 88V86H165V87H169V88H171L172 87V85H174L172 88H175V82H174V80L171 82L170 80L171 79H169V85L171 86H169V85H167L168 83L166 82V80H164V78L165 77H171L172 75H173V73H170V72H172V71H170ZM205 70V71H204ZM208 70L210 71V72H208ZM247 70V71H246ZM12 71H14V70H12ZM95 71V72H94ZM106 71V72H105ZM124 71H126L127 73H128V75H127V73L126 72H124ZM134 71H137V73L138 74H136V72L134 73ZM165 71V72H166ZM217 71V72H216ZM232 73H231V72ZM242 71V72H241ZM245 71V72H244ZM257 71V72H256ZM74 72H75V74H74ZM96 72H97V74H96ZM104 72V73H103ZM124 72V73H123ZM147 72H149V71H147ZM230 72V73H229ZM98 73H100V75L98 74ZM102 73V74H101ZM105 73H107V75L108 76H106V74ZM114 73V74H113ZM125 73H126V75H125ZM132 73H134V74H136V76H138V77H136L135 75H133ZM163 73H164V71H163ZM207 73V74H206ZM223 73H226V75H227V77L225 78V79H223V77H219V75H221V74H223ZM235 73V74H234ZM238 73V74H237ZM75 76H74V75ZM81 74L83 75V76H81ZM105 74V75H104ZM112 74H113V76H112ZM116 74V75H115ZM119 74H120V76H122V78L119 76ZM124 76H123V75ZM133 75V76H130V75ZM170 74V75H169ZM232 76H231V75ZM249 74V75H248ZM63 75L67 78V79H65V77H63ZM79 75H80V78H79ZM85 75V76H84ZM92 75V76H91ZM98 75L100 76L99 78H100V81L99 80H97V79H99L98 78ZM142 75V76H141ZM166 75V76H165ZM168 75V76H167ZM206 75H207V77H208V79H207V77H206ZM215 75V76H214ZM242 75V76H241ZM244 75V76H243ZM259 75V76H258ZM74 76V77H73ZM89 76V77H88ZM105 76V77H104ZM111 76V78L110 79H113L112 80V82L111 81H109V79L107 78V77H110ZM125 76H127V77H125ZM252 76V77H251ZM22 77H24V78H22ZM73 79H72V78ZM103 77V78H102ZM115 77V78H114ZM124 77V78H123ZM132 79H131V78ZM139 77H140V79H139ZM141 77H142V79H141ZM169 77V78H170ZM206 77V78H205ZM229 77H231V78H229ZM249 79H248V78ZM251 77V78H250ZM64 79V81H63V79ZM87 78V79H86ZM95 78V79H94ZM104 78H106V79H104ZM125 78H127V84L129 83L130 84V80H132L133 81V83H131V85H129V86H123L122 84H126V79ZM128 78H129V80H128ZM144 78V79H143ZM167 78H165V79H167ZM172 78V77H171ZM19 79V80H20ZM89 79V80H88ZM103 79H104V81H103ZM123 79V80H122ZM138 79V80H137ZM212 79V80H211ZM217 79V80H216ZM218 79H219V81H218ZM227 79V80H226ZM259 79V80H258ZM67 80V81H66ZM73 80H74V82H73ZM86 80V81H85ZM91 80V81H90ZM92 80H93V82H92ZM118 80L121 82V83H119L118 82ZM124 82V83H122V81ZM125 80V81H124ZM137 82H136V81ZM143 80H144V82H143ZM168 80V79H167ZM183 81L185 80V81H187L186 79H182ZM211 81V82H209V81ZM214 80H216V82L214 81ZM224 80V81H223ZM233 82H231V81ZM252 80V81H251ZM261 80V81H260ZM22 81V80H21ZM69 81V82H68ZM72 81V82H71ZM79 81V82H78ZM83 81V82H82ZM89 82V84L91 83V85H89L88 84V82ZM107 81V82H106ZM116 82V85L115 84H113L114 82ZM131 81V82H132ZM165 81V82H164ZM228 81V82H227ZM23 82V81H22ZM55 82H53L54 84H55ZM76 82V83H75ZM82 82V83H81ZM86 82V83H85ZM99 82V83H98ZM101 82V83H100ZM136 82V83H135ZM143 82V83H142ZM147 84H146V83ZM218 82H219V84H218ZM96 85H95V84ZM103 83V84H102ZM106 83V84H105ZM107 83L108 84H110V85H107ZM142 86V88L144 87V89L143 90H141V89H139V87H141L139 84ZM144 83H145V85H144ZM152 83H154V85H155V82H153L152 81ZM164 83H165V85H164ZM167 83V84H166ZM172 83H174V84H172ZM211 83H213V84H211V86H212V88H211V86H210V84ZM216 85H215V84ZM226 85V86H224V84ZM230 83V84H229ZM238 83V84H237ZM244 83V84H243ZM254 83V84H253ZM25 84H27V83H25ZM53 84V85H54ZM74 84V85H73ZM92 84H94L95 86H93ZM133 84H135V85H133ZM172 84V85H171ZM204 84V85H203ZM209 84V85H208ZM221 84H223V85H221ZM229 84V85H228ZM233 84H235V85H233ZM237 84V85H236ZM246 84V85H245ZM249 84V85H248ZM250 84H252V85H250ZM90 87H89V86ZM105 85V86H104ZM107 85V86H106ZM113 85V86H112ZM133 85V86H132ZM153 85V86H154ZM206 85V86H205ZM240 85V86H239ZM245 85V86H244ZM256 85V86H255ZM76 86V87H75ZM85 88H84V87ZM87 86V87H86ZM101 86V87H100ZM210 86V87H209ZM218 86V87H217ZM258 86V87H257ZM51 87V88H52ZM72 87H73V89H72ZM81 87V88H80ZM92 87H94V88H92ZM108 88V90H107V88ZM113 87V88H112ZM125 87V88H124ZM127 87V88H126ZM214 87V88H213ZM234 87V88H233ZM249 87V88H248ZM250 87H251V89H250ZM252 87H254V88H252ZM260 87V88H259ZM58 90H57V89ZM71 88V89H70ZM84 88V89H83ZM89 90H87V89ZM91 88V89H90ZM96 88V89H95ZM100 88V89H99ZM101 88H103L104 89V91H103V89H101ZM130 88V89H129ZM206 88V89H205ZM216 88V90H213V89H215ZM219 88V89H218ZM231 88V89H230ZM238 88V89H237ZM241 88V89H240ZM60 89V90H59ZM61 89H63V91L61 90ZM92 89H94V90H97V91H95V94L97 93V95H92V94H90V91L92 90ZM112 89H113V91H112ZM205 89V90H204ZM210 89V90H209ZM225 90V92H224V90ZM227 89H228V91H227ZM245 89V90H244ZM250 89V90H249ZM42 90V91H41ZM55 90H56V92H55ZM68 90V89H67ZM73 91V93H72V91ZM83 90H85V91H83ZM94 90H92V91H94ZM99 90V91H98ZM101 90V91H100ZM140 90V91H139ZM203 90V91H202ZM206 90H209V91H206ZM216 91L215 93L214 92H211V91ZM221 90V91H220ZM249 90V91H248ZM58 91H60V92H58ZM106 91H107V93H108V95H110V98H106L105 97V94H107L106 93ZM110 91V92H109ZM202 91V92H201ZM205 91H206V93L207 94H205ZM238 91V92H237ZM243 91H244V93H243ZM252 91V92H251ZM256 91H258V92H256ZM49 92V91H48ZM82 92H83V94H82ZM89 92V93H88ZM112 92V93H111ZM130 92H131V95H130ZM145 92V91H144ZM221 92V93H220ZM248 92V93H247ZM262 92V93H261ZM55 93V94H54ZM56 93H57V95H56ZM58 93H60V94H58ZM88 93V94H87ZM105 93V94H104ZM133 93V94H132ZM140 93V94H141ZM218 93V94H217ZM240 93V94H239ZM243 93V94H242ZM253 95H252V94ZM256 93V94H255ZM259 93V94H258ZM52 94H54V96L52 95ZM73 94V95H72ZM78 94V95H77ZM85 94V95H84ZM119 94H121L120 96L122 97H120V100H119V97H116V95H119ZM137 94L138 93H136V94H134L135 96L133 97V99L135 98V97H137ZM140 94H138L139 96H144V95H140ZM211 96V97H209V95ZM229 94V95H228ZM231 94V95H230ZM234 94V95H233ZM245 94V95H244ZM251 94V95H250ZM263 96H262V95ZM52 95V96H51ZM79 95H81V96H79ZM88 95V96H87ZM90 95H92V96H90ZM103 95V96H102ZM209 98H207L206 96ZM217 95V96H216ZM228 95V96H227ZM233 95V96H232ZM242 95V96H241ZM250 95V96H249ZM259 95V96H258ZM60 96V97H59ZM75 96H76V98L77 99H75ZM77 96H79L80 97V100H78L79 98L77 97ZM87 96V97H86ZM125 96V95H124ZM137 97L136 99H134V100H137L138 101V98L140 99V98H142V97ZM215 96V97H214ZM226 96V97H225ZM247 96V97H246ZM74 98V99H70V98ZM82 97V98H81ZM105 97V98H104ZM126 97V96H125ZM224 97V98H223ZM237 97V98H236ZM257 97H258V99H257ZM53 98H54V100H53ZM84 98V99H83ZM95 98V99H94ZM96 98H97V102H96ZM99 98V99H98ZM234 98V99H233ZM240 98V99H239ZM245 98V99H244ZM52 99V100H51ZM56 99L58 100V102H56ZM81 99H83V100H86V101H84V103H86L87 105H83L82 106V104L83 103H79L80 105H81V107H80V105L77 103V101H81ZM102 99V100H101ZM107 99V100H106ZM108 99H109V101H108ZM118 100V102L117 101H115V100ZM196 99V100H197ZM211 99V100H210ZM216 99H218V101L216 100ZM222 99V100H221ZM225 99H226V101H225ZM234 100V101H232V100ZM255 99V100H254ZM260 99V100H259ZM262 99V100H261ZM43 100H45V101H43ZM59 100L61 101V103H59ZM71 100V101H70ZM83 100H82V102H83ZM89 100H90V102H89ZM101 101V102H99V101ZM132 100V99H131ZM133 100V101H134ZM202 100V101H201ZM229 100H231V101H229ZM235 100H236V102H235ZM239 100H240V102H239ZM244 101V103H243V101ZM252 100L254 101V103L252 102ZM258 100H259V103H258ZM1 101V100H0ZM48 103H50L49 105H47V108L45 107L44 108V105L45 104H48ZM53 101V102H52ZM74 101H75V103H76V106H75V103H74ZM94 101H95V103H94ZM125 102V104H124V102ZM131 102V103H134V102ZM136 101V102H137ZM220 101V102H219ZM222 101V102H221ZM46 102V103H45ZM88 102V103H87ZM99 102V103H98ZM115 102V103H114ZM134 103L135 105H137V103ZM211 102H212V105H211ZM216 102V103H215ZM246 102V103H245ZM43 103H44V105H43ZM52 103L53 104H57V107H56V104H55V106L54 105H52ZM63 103L65 104V106L63 105ZM91 103H93V106H92V104ZM98 103V105H96ZM108 103V104H107ZM121 103H123V104H121ZM228 103V104H227ZM251 103L252 104H254L253 106L251 105ZM36 104V105H37ZM59 104V105H58ZM61 104H62V109L61 108H59L60 106H61ZM78 104V105H77ZM88 104H90V105H88ZM101 104V105H100ZM117 104H118V106H117ZM119 104H120V106H119ZM216 104V105H215ZM228 106H227V105ZM238 104V105H237ZM239 104H240V106H239ZM241 104H242V106H241ZM248 104V105H247ZM261 104V105H260ZM263 104V105H262ZM35 105V104H34ZM35 105V106H36ZM42 105V106H41ZM108 105V106H107ZM114 105H115V107H114ZM192 107H191V106ZM200 105V106H199ZM214 105V106H213ZM218 105V106H217ZM223 105V106H222ZM243 105H245V107L246 106H248V110H246V108L243 106ZM249 105H251V106H249ZM34 106V107H35ZM37 106H39V105H37ZM46 106V105H45ZM48 106H50V107H48ZM85 106H86V109H85ZM88 106H89V109H88ZM91 106H92V108H91ZM98 106V107H97ZM102 106L104 107V108H102ZM194 106V107H193ZM196 106V107H195ZM204 106V107H203ZM54 107H56V108H58L57 110L54 108ZM77 109H76V108ZM84 107V108H83ZM111 107V108H110ZM117 107V108H116ZM209 107H211V108H209ZM216 107V108H215ZM219 107V108H218ZM221 107V108H220ZM252 107V108H251ZM67 108H71L70 110H72V109H74V110H72V111H74V112H71L69 109H67ZM98 108V109H97ZM101 108V109H100ZM122 109L121 111H120V109ZM193 108V109H192ZM223 108V109H222ZM225 108V109H224ZM228 108V109H227ZM244 110H243V109ZM257 108V109H256ZM44 109V110H43ZM46 109V110H45ZM55 109V110H54ZM59 109H60V111H59ZM67 109V110H66ZM84 109V110H83ZM90 109H93V110H90ZM102 109H104L103 111V114H101L100 116H101V118L99 117V113H100V111L102 110ZM106 109V110H105ZM184 109V110H183ZM188 109V110H187ZM214 109V110H213ZM242 109V110H241ZM256 109V110H255ZM51 110V112H49ZM76 110V111H75ZM109 110V111H108ZM124 110V111H123ZM212 110H213V112H212ZM237 110V111H236ZM253 110V111H252ZM258 110V111H257ZM43 111H44V113H43ZM53 111V112H52ZM61 111H62V113H61ZM65 111V112H64ZM86 111V112H85ZM90 111V112H89ZM114 111V112H113ZM120 111V112H119ZM193 113H192V112ZM222 111H223V113H222ZM225 111V112H224ZM250 111V112H249ZM36 112V113H35ZM67 112V113H66ZM77 112V113H76ZM82 112H84V113H82ZM88 112V113H87ZM109 112V113H108ZM111 112V113H110ZM118 112V113H117ZM184 112V113H183ZM194 112H196V113H194ZM217 112L215 113V114H217ZM237 112H238V114H237ZM243 114H242V113ZM258 112H259V114H258ZM51 113V114H50ZM85 113H86V115H85ZM91 115H90V114ZM189 113V114H188ZM246 113V114H245ZM50 114V115H49ZM54 114V115H53ZM70 114H75V115H71L70 116ZM81 114V115H80ZM86 116V117H84V115ZM118 114H121V115H118ZM193 114V115H192ZM204 114V115H203ZM211 114V115H210ZM214 114V115H215ZM219 114V115H220ZM48 115V116H47ZM66 115V116H65ZM80 115V116H79ZM83 115V118L81 117ZM91 117H89V116ZM107 115V116H106ZM179 115V116H178ZM187 115V116H186ZM189 115H190V117H189ZM191 115L193 116V121H191L192 120V117H191ZM213 115V116H214ZM218 115V116H219ZM34 116V117H33ZM45 116H46V118H45ZM63 116V117H62ZM68 116V117H67ZM70 116V117H69ZM73 116H74V119H73ZM102 116H103V118H102ZM118 116H120V117H118ZM183 116H185V117H183ZM221 116V115H220ZM221 116V117H222ZM239 116V117H238ZM242 116H244V117H242ZM52 117V118H51ZM56 117V118H55ZM65 117V118H64ZM118 117V118H117ZM121 117H123L122 119H121ZM178 117H180V118H178ZM183 117V118H182ZM196 117V118H195ZM208 117V118H207ZM253 117H254V119H253ZM33 118L35 119V120H33ZM64 118V119H63ZM81 118V119H80ZM93 118V119H92ZM185 118H187V119H185ZM239 118V119H238ZM38 119V120H37ZM62 121H61V120ZM65 119H67V120H69V121H67V120H65ZM70 119H73L72 120V122L70 121ZM89 119V120H88ZM91 119V120H90ZM119 119H121L120 121H119ZM179 119V121L181 122L180 124H182V125H184V123H185V126H182V128L183 127H185V128H187V129H180L181 127H179V125L180 124H178L179 122L177 121ZM183 119V120H182ZM195 119H198V120H195ZM221 119H223V117L222 118H220V121H222ZM56 120V121H55ZM57 120H58V122H57ZM60 120V121H59ZM75 120V121H74ZM82 120V121H81ZM111 120V121H110ZM123 120V121H122ZM190 120V121H189ZM202 120H204V121H202ZM33 121V124L31 123ZM45 121H46V123H45ZM47 121H49V123L47 122ZM51 121H53V122H51ZM77 121V122H76ZM198 121V122H197ZM235 121V122H234ZM238 121H240V122H238ZM64 124H63V123ZM82 122H84V123H82ZM114 122V123H113ZM121 124H120V123ZM124 122V123H123ZM183 122V123H182ZM193 123V122H195V123H193V124H189L188 125V123ZM205 122V123H204ZM226 122V123H225ZM232 122H233V124H232ZM237 122V123H236ZM45 123V124H44ZM55 123V124H54ZM59 123V125H57ZM72 123V124H71ZM81 123V124H80ZM92 123V124H91ZM98 123V124H97ZM117 123H119V124H117ZM186 123H187V125H186ZM203 123V124H202ZM217 123V125H220V124H218L219 123V120H216V122H214V124H213V126H214V128H216L217 127V125L215 126V124ZM221 123V122H220ZM32 124V125H31ZM38 124H40V126H38ZM69 124H70V126H69ZM87 124V125H86ZM91 124V125H90ZM260 124V125H259ZM23 125H26V126H23ZM34 125V126H33ZM46 125V126H45ZM51 125V126H50ZM82 126V125H84V126H82V127H80V126ZM96 125V126H95ZM119 125V127H117ZM121 125H122V127L123 128H121ZM209 125H210V127H209ZM28 126H30V127H28ZM37 126H38V130H36L37 129ZM55 126V127H54ZM58 126V127H57ZM72 126V127H71ZM94 126V127H93ZM187 126V127H186ZM191 126V127H190ZM25 127V128H24ZM31 127H33V128H31ZM54 127V128H53ZM88 127V128H87ZM202 127V128H201ZM230 127V128H229ZM29 128V129H28ZM36 128V129H35ZM45 130H44V129ZM57 128V129H56ZM211 128V129H210ZM5 129L6 128H4L3 129V127H1L0 128V130H1V132H0V139H2L3 137H6L7 136V133H8V136H9V134H10V132H12L13 133V130L12 131H9L8 130V132L7 131H5ZM20 129V130H19ZM37 131V134L35 133V130ZM199 129V130H198ZM2 130H4V132L6 133L5 135H4V133H3V131ZM7 130V129H6ZM33 130V131H32ZM48 130V131H47ZM52 130V131H51ZM60 130H61V133H60ZM63 130V131H62ZM74 130V131H73ZM83 130V131H82ZM88 130H90V131H88ZM92 130V131H91ZM118 130V131H119ZM180 130V131H179ZM182 130V131H181ZM69 131V132H68ZM73 131V132H72ZM86 131V133H84ZM88 131V132H87ZM97 131V132H96ZM184 131V132H183ZM213 131V130H212ZM232 131V132H231ZM59 132V133H58ZM63 132V133H62ZM91 132V133H90ZM179 132H180V134H179ZM3 133V134H2ZM44 133V134H43ZM82 133H84V134H82ZM89 133V134H88ZM173 133V134H172ZM181 133H183L182 134V138H180L181 136ZM213 133V132H212ZM24 134V133H23ZM41 134H43V135H41ZM48 134V135H47ZM51 134L53 135V136H51ZM76 134V135H75ZM86 134H87V136H86ZM98 134V133H97ZM185 134V135H184ZM4 135V136H3ZM50 135V136H49ZM64 135V136H63ZM81 135V136H80ZM176 135V136H175ZM203 135H204V137H203ZM227 135V136H226ZM37 136V137H36ZM63 136V137H62ZM66 136H67V138H66ZM123 136V137H122ZM171 136V137H170ZM16 137L18 138L19 136L16 134ZM46 137V138H45ZM93 137V138H92ZM128 137V136H127ZM176 137V138H175ZM179 137V138H178ZM183 137H185L184 139H183ZM199 137H201L200 139H199ZM229 137V138H228ZM55 138V139H54ZM208 138V140L209 141H211V139L209 138V137H207ZM254 138V139H253ZM50 139V140H49ZM68 140V141H65V140ZM125 139H127V141L125 140ZM183 141H182V140ZM49 140V141H48ZM52 140V141H51ZM62 140H64L63 142H61ZM83 140H85V142L83 141ZM179 140H180V142H179ZM229 140V141H228ZM16 141H18L17 139H16ZM48 141V142H47ZM54 141V142H53ZM97 141V140H96ZM94 141L93 143H97V146L96 147H98V143L100 144L99 146H101L102 147V151H103V153H106L107 154V152H105L104 151V149H103V145L101 144V141ZM198 141V143H200ZM21 142V141H20ZM37 142V143H36ZM41 142V143H40ZM53 142V143H52ZM203 142H205V143H203ZM228 142V143H227ZM230 142V143H229ZM49 143V144H48ZM128 143V142H127ZM127 143H126V145H127ZM209 143V142H208ZM41 144V145H40ZM44 144H46V145H44ZM53 144V145H54ZM86 144V145H85ZM48 145V146H47ZM200 145V144H199ZM200 145V146H201ZM224 145V146H223ZM46 146V148H44ZM174 146V147H173ZM179 146V147H178ZM131 147V146H130ZM203 147H204V145H203ZM180 148V149H179ZM201 149H202V147H200ZM224 148V149H223ZM226 148H228V149H226ZM230 148V149H229ZM227 150H228V152H227ZM178 151V152H177ZM199 152V154L201 153L200 151H202V150H198ZM225 151V152H224ZM183 152V151H182ZM240 152V153H239ZM242 152V153H241ZM197 153V152H196ZM227 153V154H226ZM257 155V156H256ZM204 156V155H203ZM222 156V157H221ZM235 156V157H234ZM222 158V159H221ZM238 158V159H237ZM221 159V160H220ZM231 159V160H230ZM253 159V160H252ZM226 160V161H225ZM235 160V161H234ZM221 161V162H220ZM231 161V162H230ZM251 161H253V162H251ZM203 164H202V163ZM238 163H239V165H238ZM258 163V164H257ZM250 164V165H249ZM63 164H56V167H58L59 169H61L60 168V166H62ZM231 165V166H230ZM236 165V166H235ZM238 165V166H237ZM64 166V165H63ZM66 166V165H65ZM70 166V165H69ZM64 167V168H67L66 170H68V171H71V170H73L74 171V169L75 168H73V166H70V167ZM199 166H200V168H199ZM226 168H224V167ZM245 166V167H244ZM55 167V168H56ZM204 167V168H203ZM242 167V168H241ZM58 168H56V170L58 169ZM221 170H220V169ZM229 168V169H228ZM231 168V169H230ZM232 168H234V170L232 169ZM236 168V169H235ZM250 168H251V170H250ZM71 169V170H70ZM77 169V168H76ZM203 171H202V170ZM223 169L224 170H227V171H225L226 173H224V171H223ZM248 169V170H247ZM77 170H78V172H77ZM77 170H75V172H74V174H76L75 176H80L81 174H82V171L80 172V168H78ZM177 170H178V167H174L173 168V173H174V175L176 174V172H177ZM236 170H238V173H237V171ZM222 171V172H221ZM230 171H232V173L230 172ZM235 171V172H234ZM242 171V172H241ZM231 174H230V173ZM248 172V173H247ZM71 173H72V171H71ZM220 173V174H219ZM243 173V174H242ZM73 174V173H72ZM78 174V175H77ZM80 174V175H79ZM86 174V173H85ZM203 174H204V176H203ZM222 174H224V175H222ZM226 174V175H225ZM239 174V175H238ZM240 174H242V176L240 175ZM238 175V176H237ZM256 175V176H255ZM262 175V176H261ZM225 176V177H224ZM229 176H232L233 178H235V179H233L234 181H236L235 183H234V185H235V188L236 187H238V189L239 190H237V189H234V188H232L230 191H229V193L228 192H224V188H223V184L221 185V180L222 179H228V177ZM249 176V177H248ZM252 176V177H251ZM166 179H167V176H164ZM222 177V178H221ZM239 178H241V180L239 179ZM246 178V179H245ZM250 178V179H249ZM256 178V179H255ZM244 179H245V181H244ZM240 181V182H239ZM244 182V183H243ZM248 182V183H247ZM240 183V184H239ZM250 183V184H249ZM252 183V184H251ZM256 183V184H255ZM244 184V187L245 186H247V187H245V189L246 190H244L243 189V191H242V189H240V187L242 186ZM257 185V186H256ZM262 185V186H261ZM240 186V187H239ZM221 187H222V189H221ZM250 187V188H249ZM262 187V188H261ZM210 188H211V186H210ZM259 189V190H258ZM263 189V190H262ZM234 190V191H233ZM92 191V190H91ZM233 191V192H232ZM255 193H254V192ZM18 192V191H17ZM228 193V194H227ZM18 194H19V192H18ZM224 194H227V195H224ZM232 194V195H231ZM234 194V195H233ZM258 194V195H257ZM249 195V196H248ZM254 195V196H253ZM16 197H18V196H16ZM22 197V196H21ZM231 199V200H230ZM18 200H19V202H17L16 203V207L18 206V207H25V206H28V207H31V208H34L35 206H37V205H32V204H27V203H24V202H22V200L20 199V197H18ZM203 200V201H202ZM214 200V201H213ZM224 200L226 201V203L224 202ZM255 200V201H254ZM204 201H205V203H204ZM234 201V202H233ZM217 202L220 204H217ZM23 203V204H22ZM237 203V204H236ZM251 203V204H250ZM20 206H19V205ZM22 204V205H21ZM203 204V205H202ZM215 204V205H214ZM217 204V205H216ZM236 204V205H235ZM242 204H243V206H242ZM25 205V206H24ZM29 205H32V206H29ZM106 205V206H105ZM105 205H102V206H100L101 208H99V209H102V213L105 215V216H107V215H110L111 214V212H112V206H111V204L109 205L108 203H106ZM230 205H233V206H230ZM241 205V206H240ZM246 205V206H245ZM70 206V207H69ZM103 206H105V208H107V209H109L108 211H107V209H106V211H105V208H103ZM109 206H110V208H109ZM208 206V207H207ZM215 206V207H214ZM58 207V210L56 211V213H54L55 212V210L57 209L56 207H54V208H56V209H54V212H45L44 213V211L42 210V212L40 213L39 211H37V212H39V214H37V213H35V215H36V218H35V220H34V222L33 221H22L21 219L19 220V222L17 223V224H15V225H17V227H15V229H14V227L13 228H10V227H7V228H5V230H4V236H6V238H7V241H8V243L10 244V246H13V248H17L16 250H15V255L16 256H14V259H13V261L14 262H16V259H18V255L17 254H19L18 252L21 250V249H23V247L26 245V246H28V244L29 245H32V246H39V243H42V241L44 240V238L45 237H50L49 235H52V234H56L55 235V238H56V247H55V253L53 254V256H51V259H50V261H48L50 264L52 263H54V264H62V262L64 261V259H66L67 257H69V252H72V253H79V251L78 250H80L81 248V245H80V242H79V240H81V238L73 231L74 229H73V227L71 226L72 225V223L74 224L76 221H75V219L73 220L72 219V221H70L71 220V218L73 217V216H71V215H73V213H71L72 212V210H69L68 208H72L73 207V205H69V203H68V205H66V206H64V207H66V208H64V207H60V206H57ZM59 207H60V209H62L61 211L63 212V213H61V211L59 210ZM235 207V208H234ZM251 207V208H250ZM254 207V208H253ZM91 208H94V205H91ZM230 210H229V209ZM243 208V209H242ZM66 209H68L67 210V212L66 213H64V211L63 210H66ZM98 209V210H99ZM104 209V210H103ZM256 209H257V211H256ZM260 209V210H259ZM263 209V210H262ZM203 210V211H202ZM218 210V211H217ZM250 210V211H249ZM58 211H60V213L58 212ZM69 211V212H68ZM71 211V212H70ZM181 211H182V213H181ZM209 211V212H208ZM221 211V212H220ZM57 212H58V214H57ZM106 212V213H105ZM165 212H166V214H165ZM242 212V213H241ZM110 213V214H109ZM183 213H185V214H183ZM211 213V214H210ZM178 214V215H177ZM214 214V215H213ZM232 214V215H231ZM234 214V215H233ZM241 214V215H240ZM47 215V216H46ZM57 216L58 217V220L57 221H54V220H50V219H47V217H51V216ZM60 215V216H59ZM155 215V216H156ZM167 215V216H166ZM244 217H243V216ZM45 216V217H44ZM69 217V219H66V217ZM161 218H160V217ZM165 216V217H164ZM177 216V217H176ZM210 218H208V217ZM237 216V217H236ZM241 216V217H240ZM252 216V217H251ZM260 216V217H259ZM39 217H40V219H39ZM67 217V218H68ZM221 217H222V219H221ZM225 217V218H224ZM74 218V217H73ZM163 218V219H162ZM168 218V219H167ZM177 218V219H176ZM180 218V219H179ZM181 218H183V219H181ZM258 218V219H257ZM39 219V220H38ZM46 219V220H45ZM60 219V220H59ZM205 219H206V221H205ZM214 219V220H213ZM230 219V220H229ZM238 219V220H237ZM241 219L243 220V221H241ZM253 221H252V220ZM255 219V220H254ZM38 220V221H37ZM160 220H164V221H160ZM201 220V221H200ZM210 222H209V221ZM224 220V221H223ZM229 220V221H228ZM233 220V221H232ZM235 220V221H234ZM250 220H251V222H250ZM257 220V221H256ZM259 220H260V222H259ZM261 220H263V221H261ZM37 221V222H36ZM53 221V222H52ZM59 221H61V223H59ZM69 221V222H68ZM170 222V223H168V222ZM193 221H198V223H196L195 224V222H193ZM219 223H218V222ZM239 221V222H238ZM241 221V222H240ZM246 221H248L247 223H246ZM27 223V225L29 226V227H27V225L26 226H24L26 223ZM32 222V223H31ZM42 222V223H41ZM64 222V223H63ZM66 222H67V225H65L66 224ZM164 222V223H163ZM176 222V223H175ZM207 222L209 223L208 225H207ZM214 222V223H213ZM232 222V223H231ZM238 222V223H237ZM256 222H257V224H256ZM259 222V223H258ZM33 223H36V224H33ZM53 223V224H52ZM191 223V224H190ZM217 223V224H216ZM232 225H231V224ZM235 223V224H234ZM240 223H241V225H240ZM244 223V224H243ZM254 223V224H253ZM20 224V225H19ZM30 224V225H29ZM33 224V225H32ZM38 224V225H37ZM43 224V225H42ZM49 224V225H48ZM51 224L54 226H57V227H53V226H51ZM57 224V225H56ZM62 224V225H61ZM165 224V225H164ZM170 224V225H169ZM219 224V225H218ZM251 224H253V226L251 225ZM22 225V226H21ZM32 225V226H31ZM40 225V226H39ZM58 225H60V226H58ZM64 225V227H62ZM70 225V226H69ZM179 225V226H178ZM207 225V226H206ZM237 225V226H236ZM243 225H249V226H252L251 228H253V229H251L250 227H248L247 226V228H249L248 230H251L252 231V233L251 232H249V233H251V234H248V230H247V228H245ZM262 225V226H261ZM39 226V227H38ZM44 226V227H43ZM45 226H48L47 228H45ZM175 226V227H174ZM178 226V227H177ZM188 226V227H187ZM200 226H201V228H200ZM212 226H216V229H218L219 228V231H216V229L214 228V227H212ZM231 226V227H230ZM256 226H257V228H256ZM21 227V228H20ZM26 227V228H25ZM37 227V228H36ZM42 227V228H41ZM49 227H51V228H49ZM53 227V228H52ZM61 227H62V229H61ZM71 227V228H70ZM187 227V228H186ZM241 227V228H240ZM243 227V228H242ZM263 227V228H262ZM227 228H229V230L227 229ZM238 228V229H237ZM247 230V232H246V230ZM12 229V230H11ZM54 229H55V231H54ZM56 229H57V232H56ZM65 229H69V231L67 230H65ZM72 231H71V230ZM214 229H215V231H214ZM244 229V230H243ZM262 229V230H261ZM31 230V231H30ZM39 230V231H38ZM64 230V231H63ZM184 230V229H183ZM240 230V231H239ZM261 230V231H260ZM10 231V232H9ZM15 231V232H14ZM28 231V232H27ZM29 231L32 233H29ZM38 231V232H37ZM41 231V232H40ZM259 231V232H258ZM44 232H45V234H44ZM60 232H61V234H60ZM64 232V233H63ZM66 232H68V233H66ZM210 232V233H209ZM219 232V233H218ZM246 232V233H245ZM24 233V234H23ZM26 233V234H25ZM27 233H28V235H27ZM49 233H51V234H49ZM261 233V234H262ZM10 234H12V235H10ZM14 234V235H13ZM17 234H20V235H17ZM58 234H60V235H58ZM76 234V235H75ZM244 234H246V235H244ZM21 235H23V236H21ZM24 235H26V237L24 236ZM33 235V237H31ZM36 235V236H35ZM38 235V236H37ZM39 235H42V236H39ZM64 235V236H63ZM69 235V236H68ZM77 236V237H73V236ZM213 235V234H212ZM20 236V237H19ZM59 236V237H58ZM60 236H61V238H60ZM66 236V237H65ZM221 236V237H220ZM10 237V238H9ZM13 237H15L13 240H12V238ZM24 239H23V238ZM64 237V238H63ZM71 237V238H70ZM223 237V238H222ZM226 237V238H225ZM233 237V238H232ZM9 238V239H8ZM18 238H20L19 240L21 241H19L18 240ZM23 240H22V239ZM32 240V238H33V240L32 241H28V240H30V239ZM37 238V239H36ZM42 238V239H41ZM62 238H63V240H62ZM67 238V239H66ZM70 238V239H69ZM73 238V239H72ZM75 238H76V240L77 241H74L75 240ZM215 238V239H216ZM222 238V239H221ZM234 238H235V241H234ZM258 238V239H257ZM260 238V239H259ZM28 239V240H27ZM35 239V240H34ZM41 239V240H40ZM233 239V240H232ZM240 239V241H243L244 240V243L243 242H241L240 243V246H238V240ZM241 239H243V240H241ZM14 240H16L15 242H14ZM27 240V241H26ZM260 240V241H259ZM18 241V242H17ZM72 241V242H71ZM218 241V242H219ZM220 241V242H221ZM234 241V242H233ZM237 241V242H236ZM20 242V243H19ZM27 242V243H26ZM32 242V243H31ZM35 242V243H34ZM76 242V243H75ZM219 242V243H220ZM78 243V244H77ZM15 244H17V245H14ZM20 244V245H19ZM22 244H24V246L22 245ZM76 244V245H75ZM76 246V247H75ZM71 247H72V249H71ZM263 248H264V246H262ZM11 248V247H10ZM70 249V250H69ZM73 250V251H72ZM264 250V249H263ZM63 251V252H62ZM63 257H62V256ZM59 256V257H58ZM60 257H61V259H60ZM221 256H216V258L213 260V258H209V259H207L206 261H204L202 264H207V262H208V264H251L252 263V261H251V259H249V258H244L242 261H232V260H228V259H226V260H223V263H222V260H221V258H220ZM53 259V260H52ZM221 261H220V260ZM263 259V260H262ZM261 259V262H260V264H264V255H263V258ZM211 260L212 261H214V262H211ZM226 261V262H225ZM246 261H247V263H246ZM251 261V262H250ZM236 262V263H235ZM49 263H46V264H49ZM184 264H186L185 262H184ZM194 264H198L197 262H195Z\"/></svg>",
	"mask_w": 264,
	"mask_h": 264
},
{
	"label": "water",
	"instance_id": "3",
	"mask_svg": "<svg viewBox=\"0 0 264 264\" xmlns=\"http://www.w3.org/2000/svg\"><path fill=\"white\" fill-rule=\"evenodd\" d=\"M110 142H111V143H114V141H113V140H111Z\"/></svg>",
	"mask_w": 264,
	"mask_h": 264
}]
</instances>
